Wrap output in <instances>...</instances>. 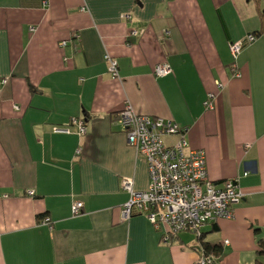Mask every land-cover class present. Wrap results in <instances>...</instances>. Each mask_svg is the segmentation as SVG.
Listing matches in <instances>:
<instances>
[{
	"label": "crops",
	"instance_id": "0c3cea01",
	"mask_svg": "<svg viewBox=\"0 0 264 264\" xmlns=\"http://www.w3.org/2000/svg\"><path fill=\"white\" fill-rule=\"evenodd\" d=\"M259 30L264 0H0V264H197L190 231L165 243L145 213L122 219L123 181L145 191L151 180L119 122L128 105L181 125L213 183L239 179L235 216L206 225L204 240L222 247L214 264H253L264 240V34L236 57L231 44ZM162 63L171 72L156 76Z\"/></svg>",
	"mask_w": 264,
	"mask_h": 264
},
{
	"label": "built area",
	"instance_id": "2783aa9c",
	"mask_svg": "<svg viewBox=\"0 0 264 264\" xmlns=\"http://www.w3.org/2000/svg\"><path fill=\"white\" fill-rule=\"evenodd\" d=\"M125 17L130 18V15ZM131 34L140 35L141 32L132 30ZM255 39L256 36L250 33L244 39L233 42V55L236 57L246 44ZM105 60L110 71L118 76L117 60L109 54L105 55ZM234 71L235 75H240L236 68ZM170 72L169 63L158 64L154 69L156 76ZM214 100L215 94L208 93L204 101L206 109L214 108ZM118 118L129 144L145 156L151 179L145 191L135 190L131 179L123 181V189L130 193L122 212L123 220L136 212L145 213L155 229L164 230L163 241L169 243L171 237L181 231H192L199 237L206 225L219 218L231 219L235 216L234 205L245 196L239 179H228L220 185L213 183L208 175L205 150L190 147L181 125L172 119L138 114L131 105L121 110ZM71 123L78 127L80 135L86 133L82 120L74 118ZM56 130L69 132V128ZM172 137L175 139L168 140ZM82 208L83 203L76 202L73 214H80ZM200 252L197 264H214L217 260L215 254H207L202 247Z\"/></svg>",
	"mask_w": 264,
	"mask_h": 264
},
{
	"label": "trees",
	"instance_id": "16d2710c",
	"mask_svg": "<svg viewBox=\"0 0 264 264\" xmlns=\"http://www.w3.org/2000/svg\"><path fill=\"white\" fill-rule=\"evenodd\" d=\"M250 34V33H249ZM252 34H254L256 37L257 36H260V35H263L264 34V30H259V31H254L252 32ZM43 215H39V217L43 218L42 217ZM46 218V217H44ZM205 238V232H202V234L198 237L201 245L200 247H202V250L204 252H206L207 254L208 253H213L216 255V257H220L222 256V247L220 244H213L209 241H206L204 240ZM258 249H257V256H256V259L254 261L253 264H264V240L263 239H260L258 241Z\"/></svg>",
	"mask_w": 264,
	"mask_h": 264
},
{
	"label": "rangeland",
	"instance_id": "374dc122",
	"mask_svg": "<svg viewBox=\"0 0 264 264\" xmlns=\"http://www.w3.org/2000/svg\"><path fill=\"white\" fill-rule=\"evenodd\" d=\"M189 233V235H190V238H194V239H198V237H197V235H196V233L195 232H192V231H190V232H188ZM199 240V239H198Z\"/></svg>",
	"mask_w": 264,
	"mask_h": 264
}]
</instances>
